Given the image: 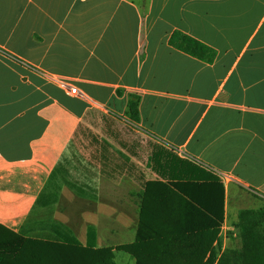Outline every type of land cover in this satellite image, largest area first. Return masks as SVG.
Segmentation results:
<instances>
[{"label": "crops", "instance_id": "crops-1", "mask_svg": "<svg viewBox=\"0 0 264 264\" xmlns=\"http://www.w3.org/2000/svg\"><path fill=\"white\" fill-rule=\"evenodd\" d=\"M175 32L212 58L173 47ZM131 94L138 123L127 114ZM91 115L125 120L140 136L125 140L126 158L104 139L103 172L85 201L113 209L118 226L123 209L129 224L144 210L162 226L176 208L182 232L212 223L202 208L220 212L209 194L220 183L213 248L228 229L239 238V212L264 208V0H0L2 228L29 237L30 214ZM174 183L198 201H169ZM212 233H181L183 255Z\"/></svg>", "mask_w": 264, "mask_h": 264}, {"label": "rangeland", "instance_id": "rangeland-1", "mask_svg": "<svg viewBox=\"0 0 264 264\" xmlns=\"http://www.w3.org/2000/svg\"><path fill=\"white\" fill-rule=\"evenodd\" d=\"M84 128L69 147L43 198L30 214L26 222L29 237H24L26 243L18 256L34 264H106L107 257L112 264H189L197 261L200 255H195L196 252L181 256L180 243V249L174 246L162 263H153L149 258L139 259L126 250L137 242L140 232L144 231L141 219L129 224L128 213L123 209L122 226L115 225L114 220L118 218L117 215L111 217L113 209L100 210L93 201H85L82 195L89 184H97L99 174L103 172L97 164V152L105 147V143H110L106 145L110 155L122 152L126 158L127 153L121 149L128 150V146H124L125 140L140 135L120 118L109 121L91 115ZM90 195L97 197L96 193L90 192ZM172 197L169 201L176 203V196L175 199ZM169 211L171 213L166 222L174 225L178 222L177 209ZM92 212L98 216L86 218ZM236 232V229H228V238L220 239L216 248L211 242L209 254L201 256L199 264H212L226 249L240 248L241 241L235 237Z\"/></svg>", "mask_w": 264, "mask_h": 264}, {"label": "trees", "instance_id": "trees-1", "mask_svg": "<svg viewBox=\"0 0 264 264\" xmlns=\"http://www.w3.org/2000/svg\"><path fill=\"white\" fill-rule=\"evenodd\" d=\"M170 43L173 47L201 59L210 60L213 56V52L209 47L181 32L173 33ZM139 104L140 97L131 94L129 96L127 114L129 119L136 123L140 122L141 119ZM172 186H174L175 191H177L167 193L168 198L173 195L172 198L175 199L174 196H176V199L179 202H181V199L198 201L193 195L187 192H181V186L177 183L172 184ZM215 192L216 198H213V193L211 194V190H209V194L211 195L210 200L221 201L220 212H214V210L209 207L202 208L209 216L213 217V219H211L212 223H208L200 228L181 232V210H178L180 213H178L176 217L178 222L176 221L174 225L165 223L162 226L152 224L155 220L152 219V222L149 221L144 215L145 211L143 210L141 214V222L144 231H141L142 235L140 232L137 242L127 247L126 250L139 259L149 258L153 263L156 261V263L159 261L162 263L164 262V258L171 254L174 246L177 245V250L180 249L179 243L181 244V233L211 230L213 231L212 238L207 240V242L202 240L199 242V245H197V248L194 250L193 248L192 250L188 249L186 251V256L193 252H196L195 255H200L197 261L189 263L199 264L201 256H204L207 252L223 222V185L219 183V194L217 193V189H215ZM150 198H152L150 192L146 191L143 194V201L149 200ZM151 228H153L154 231L153 235H149V230ZM236 228L238 229L241 247L239 249L225 250L215 264H264V208L260 210L240 211ZM91 238L92 233L90 235V239ZM25 243L26 239L24 237L9 232L0 226V264H34L28 260H23L18 256L22 252ZM181 256H183V251L181 252ZM106 264H112L109 257H107Z\"/></svg>", "mask_w": 264, "mask_h": 264}, {"label": "built area", "instance_id": "built-area-1", "mask_svg": "<svg viewBox=\"0 0 264 264\" xmlns=\"http://www.w3.org/2000/svg\"><path fill=\"white\" fill-rule=\"evenodd\" d=\"M69 93L74 96L78 94V90L74 87H70Z\"/></svg>", "mask_w": 264, "mask_h": 264}]
</instances>
